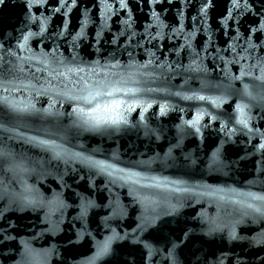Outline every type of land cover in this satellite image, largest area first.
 I'll return each instance as SVG.
<instances>
[{"label":"water","instance_id":"obj_1","mask_svg":"<svg viewBox=\"0 0 264 264\" xmlns=\"http://www.w3.org/2000/svg\"><path fill=\"white\" fill-rule=\"evenodd\" d=\"M125 3L0 2V264H264V0ZM64 65L126 122L76 126Z\"/></svg>","mask_w":264,"mask_h":264},{"label":"snow or ice","instance_id":"obj_2","mask_svg":"<svg viewBox=\"0 0 264 264\" xmlns=\"http://www.w3.org/2000/svg\"><path fill=\"white\" fill-rule=\"evenodd\" d=\"M0 2H2V0H0ZM33 2L41 3L42 0H33ZM60 3L63 4L64 0H60ZM231 3L235 8L240 7L239 0H231ZM126 6L127 5L125 3V0H120V7L124 8ZM245 7L247 8V4L245 5ZM153 15H156V13H153ZM25 39H27V36H25ZM2 48L3 36L2 34H0V49ZM94 63L97 65L99 64L98 61ZM44 70L47 71V69ZM85 72V67L64 65V70L58 73V75L65 77V79H69L71 76L80 74L79 78L73 81L74 84L81 85V87L78 89L80 94L68 96V99L74 102L72 111L69 113L70 116L76 117V120L73 121V123L76 124V126L78 127L84 126L90 129H100L106 126L110 127L125 123L126 121L124 120V113L120 111V109L122 107L127 109L130 107V105H128L127 101L125 100L116 99V94L121 92L138 91V89L120 86L121 80H112L111 77L108 75V72L105 71L103 67H99L95 71L91 68H88L87 74L89 77H91V79H85ZM101 73L103 74L102 76L100 75ZM4 74L5 73L3 68H0V88H3L4 84L7 83V81L3 79ZM248 75H251V73H248ZM4 90L7 91V88H4ZM14 90L18 91L19 89ZM3 99V97H0V100ZM199 99L203 100L205 99V97L201 96L199 97ZM8 107L11 108L13 111L28 114H31V112L35 110L34 105L30 104L20 106L9 103ZM237 109L242 111L239 105L237 106ZM194 122L195 121H188L189 124H192ZM239 122L245 125L247 124V121L245 120H241ZM4 132L16 133L17 135L21 136V138H23L24 135L22 133H18V130L15 128L8 129L3 124H0V133ZM11 138L12 137H9V139ZM27 140L28 142H36L49 148H55L54 141L42 140L36 136H29L27 137ZM4 155L7 154L3 151L2 148H0V157ZM93 163L94 166L103 169L106 162L95 161ZM128 178L131 179L132 177L129 176ZM259 199H264V196L259 197ZM256 211L259 212L260 209L257 208Z\"/></svg>","mask_w":264,"mask_h":264}]
</instances>
